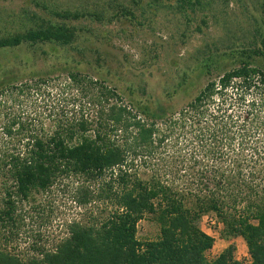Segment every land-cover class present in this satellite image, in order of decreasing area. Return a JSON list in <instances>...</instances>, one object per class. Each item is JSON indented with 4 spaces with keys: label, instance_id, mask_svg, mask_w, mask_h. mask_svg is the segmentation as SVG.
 I'll use <instances>...</instances> for the list:
<instances>
[{
    "label": "trees",
    "instance_id": "16d2710c",
    "mask_svg": "<svg viewBox=\"0 0 264 264\" xmlns=\"http://www.w3.org/2000/svg\"><path fill=\"white\" fill-rule=\"evenodd\" d=\"M33 1L47 18L34 11L0 15V49L26 43L70 47L79 32L73 22L105 25L135 18L131 9L141 2L71 0L59 6ZM204 1L176 0L181 13ZM259 7L263 20L257 53L210 52L200 63V74L211 77L213 68L229 58L237 67L210 79L179 111L170 101L188 77L167 95L168 101L128 105L114 89L73 71L67 74L68 84L85 96L89 113L80 108L72 118L59 117L53 130L43 133L15 121L4 125L0 264H243L234 259L231 246L207 261L214 240L198 223L210 213L224 225L225 238L245 242L249 264H264V0ZM256 58L258 65L253 64ZM157 157L167 164L163 173L148 178L136 162L144 167ZM107 173L113 207L98 227L74 224L54 250H37L26 260L4 246L19 225V204L33 191H46L63 177L98 180ZM146 215L160 227L156 241L136 237Z\"/></svg>",
    "mask_w": 264,
    "mask_h": 264
},
{
    "label": "rangeland",
    "instance_id": "374dc122",
    "mask_svg": "<svg viewBox=\"0 0 264 264\" xmlns=\"http://www.w3.org/2000/svg\"><path fill=\"white\" fill-rule=\"evenodd\" d=\"M262 1L205 0L201 7L181 13L176 0H141L131 9L135 18L105 25L88 19L73 22L79 32L70 47L26 43L0 49V82L10 78L0 86V131L15 121L25 130L43 133L52 131L59 117L72 118L80 108L84 114L89 113L85 96L68 84L67 74L73 71L114 89L128 105L144 100L168 101L167 95L188 77V84L170 101L173 110L179 111L210 79L237 67L229 58L213 68L211 77L200 74V63L210 52L226 56L257 53ZM49 2L61 6L71 0ZM22 11H34L47 18L33 0H0V15H19ZM253 64H259L258 58ZM161 159L157 157L144 167L139 161L136 164L149 178L158 171L163 173L168 160L163 164ZM109 178L110 173L98 180L63 177L46 191H33L27 201L19 204V225L4 246L26 260L37 256V250H54L74 224L98 227L113 207L107 198ZM198 225L214 240L205 255L207 261H213L231 246L234 259L249 264L245 242L225 238L224 225L214 214L203 216ZM159 234L160 227L151 215L137 225L136 237L141 242L156 241Z\"/></svg>",
    "mask_w": 264,
    "mask_h": 264
},
{
    "label": "built area",
    "instance_id": "2783aa9c",
    "mask_svg": "<svg viewBox=\"0 0 264 264\" xmlns=\"http://www.w3.org/2000/svg\"><path fill=\"white\" fill-rule=\"evenodd\" d=\"M214 223H215L214 221L210 220V224H211V225H214Z\"/></svg>",
    "mask_w": 264,
    "mask_h": 264
}]
</instances>
